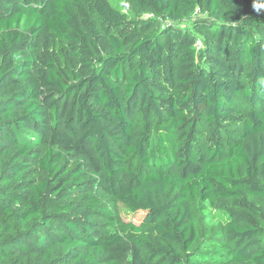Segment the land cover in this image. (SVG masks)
Segmentation results:
<instances>
[{
  "label": "trees",
  "instance_id": "1",
  "mask_svg": "<svg viewBox=\"0 0 264 264\" xmlns=\"http://www.w3.org/2000/svg\"><path fill=\"white\" fill-rule=\"evenodd\" d=\"M0 264H264V0H0Z\"/></svg>",
  "mask_w": 264,
  "mask_h": 264
},
{
  "label": "rangeland",
  "instance_id": "2",
  "mask_svg": "<svg viewBox=\"0 0 264 264\" xmlns=\"http://www.w3.org/2000/svg\"><path fill=\"white\" fill-rule=\"evenodd\" d=\"M108 1L115 8H118L124 11V1L125 0H108ZM130 164H132V167L135 168L136 171L143 169L141 164H139L136 161H131ZM116 208L121 218L124 221H129V220L137 221L138 220V217H139L138 214L129 213L126 210V208H124L122 205H117ZM98 220L99 222H101L100 219ZM222 221H223L222 215L214 211L206 215L204 218L200 219L197 225L199 240L216 237L220 232V226L223 223Z\"/></svg>",
  "mask_w": 264,
  "mask_h": 264
}]
</instances>
